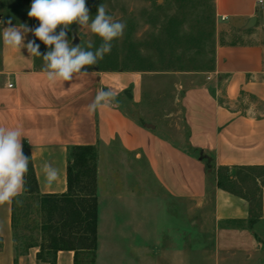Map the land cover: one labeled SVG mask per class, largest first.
Segmentation results:
<instances>
[{
    "label": "crops",
    "instance_id": "obj_1",
    "mask_svg": "<svg viewBox=\"0 0 264 264\" xmlns=\"http://www.w3.org/2000/svg\"><path fill=\"white\" fill-rule=\"evenodd\" d=\"M213 1L236 39L218 44L208 75L185 86L182 138L133 116L129 105L139 100L141 73L88 70L82 79L52 84L34 55L5 45L0 35V127L23 130V153L31 156L40 193L67 191L70 147L97 148L94 264H253L259 258L264 264V182L256 217L250 201L218 183L221 169L264 170V3ZM100 89L113 90L115 100L90 113ZM44 164L58 170L52 184ZM38 251L30 247L17 264H50ZM15 257L12 203L3 204L0 264H16ZM88 261L80 251L77 264ZM55 264H76L74 250H58Z\"/></svg>",
    "mask_w": 264,
    "mask_h": 264
},
{
    "label": "rangeland",
    "instance_id": "obj_2",
    "mask_svg": "<svg viewBox=\"0 0 264 264\" xmlns=\"http://www.w3.org/2000/svg\"><path fill=\"white\" fill-rule=\"evenodd\" d=\"M32 0H0V31L7 21L26 24L32 28L39 21L30 18ZM103 4L114 20L126 27L122 37L112 42L111 52L88 70L137 71L142 75L139 100L130 103L133 116L140 121L156 124L160 132L171 138H182L185 133L180 97L186 85L208 75L218 44L234 41L236 37L222 26L214 10L213 0H86L90 16L95 17ZM57 34L60 28H57ZM40 52L48 51L41 41ZM73 46L93 45L95 50L101 39L89 29L73 23L68 31ZM77 39L76 45L73 44ZM1 43V42H0ZM1 60V55H0ZM42 57L35 56L37 68L44 69ZM193 80V82H192ZM2 81L0 75V82ZM145 183L152 178L144 160L138 163ZM221 185L251 203L252 215L257 216L260 206L261 184L264 170L221 169ZM18 246L40 242L41 214L36 206L21 207ZM253 264H263L255 260Z\"/></svg>",
    "mask_w": 264,
    "mask_h": 264
},
{
    "label": "clouds",
    "instance_id": "obj_3",
    "mask_svg": "<svg viewBox=\"0 0 264 264\" xmlns=\"http://www.w3.org/2000/svg\"><path fill=\"white\" fill-rule=\"evenodd\" d=\"M28 16L38 20L39 25L30 28L26 24L12 25L9 20L0 35L5 45L20 50L26 48L29 54L42 57L46 79L52 84L87 76L88 67L97 65L111 52L112 42L122 37L126 27L124 22L114 20L103 4L92 18L86 0H32ZM73 23L98 36L102 41L100 46L93 51L91 43L86 48L70 44L68 31ZM28 33L47 46L48 51L41 54L35 39L25 44ZM115 97L113 90L100 89L88 105L89 112L111 106ZM24 138L20 127H0V205L23 203L19 197L27 191L25 177L30 164V158L23 153ZM42 170L46 183L52 184L57 179L58 170L51 165L44 164Z\"/></svg>",
    "mask_w": 264,
    "mask_h": 264
},
{
    "label": "trees",
    "instance_id": "obj_4",
    "mask_svg": "<svg viewBox=\"0 0 264 264\" xmlns=\"http://www.w3.org/2000/svg\"><path fill=\"white\" fill-rule=\"evenodd\" d=\"M30 158L29 171L25 177L27 191L19 197L23 201L12 203V230L16 244L17 256L24 254L30 247L38 246L37 258L55 264L58 250H74L75 262L80 251L89 254V261L94 264L97 244V158L94 145H76L68 149L67 191L62 194H41ZM218 183L221 184V181ZM36 206L41 214L40 242L25 243L19 250L18 231L20 210Z\"/></svg>",
    "mask_w": 264,
    "mask_h": 264
},
{
    "label": "water",
    "instance_id": "obj_5",
    "mask_svg": "<svg viewBox=\"0 0 264 264\" xmlns=\"http://www.w3.org/2000/svg\"><path fill=\"white\" fill-rule=\"evenodd\" d=\"M255 22H256V18H253V19L250 21L249 25H250V26H253V25L255 24ZM76 43H77V39L74 40L73 44L76 45Z\"/></svg>",
    "mask_w": 264,
    "mask_h": 264
},
{
    "label": "built area",
    "instance_id": "obj_6",
    "mask_svg": "<svg viewBox=\"0 0 264 264\" xmlns=\"http://www.w3.org/2000/svg\"><path fill=\"white\" fill-rule=\"evenodd\" d=\"M263 3H264L263 0H259L260 5H263ZM222 19H225V17H222Z\"/></svg>",
    "mask_w": 264,
    "mask_h": 264
}]
</instances>
